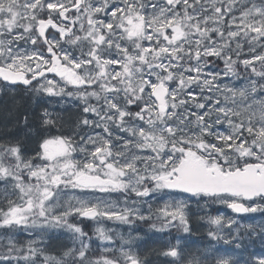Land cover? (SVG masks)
I'll list each match as a JSON object with an SVG mask.
<instances>
[{"label":"snow or ice","instance_id":"obj_1","mask_svg":"<svg viewBox=\"0 0 264 264\" xmlns=\"http://www.w3.org/2000/svg\"><path fill=\"white\" fill-rule=\"evenodd\" d=\"M0 86V264H264V0H0Z\"/></svg>","mask_w":264,"mask_h":264},{"label":"rangeland","instance_id":"obj_2","mask_svg":"<svg viewBox=\"0 0 264 264\" xmlns=\"http://www.w3.org/2000/svg\"><path fill=\"white\" fill-rule=\"evenodd\" d=\"M26 98L28 99V108H29L27 109L29 110V112H31L34 108H36V105L33 103L32 98L29 95L25 94L23 89L22 91H19L18 89L14 91L11 88H5L3 86H0V143H8V142L14 143L17 140H19L23 144L26 155H32L34 153V150L38 147V138L36 137V135L33 133L31 135L25 136V133L28 131V129L23 127L22 117L19 120L17 118L9 119L8 114L5 115L6 113L5 110L7 109L8 105L10 106L12 104V106H10L9 108H13V109H15L13 105L15 106L16 104H18L19 106L20 101L15 102V100L13 99L22 100ZM18 106L16 105V107ZM4 116H6L7 118ZM197 224H198V219L194 217L193 218L194 234L192 236V239L198 241L200 239L206 238L207 226L204 225L202 227H198ZM106 226L111 227L110 224ZM82 227L84 228L85 232H87L89 235H93V229L95 225L92 222H84L82 224ZM124 231L126 232L127 229H124ZM139 233L143 238L142 241L138 242L140 248L142 249L141 255L146 256L150 261L155 262L157 260V250L159 249V246L157 250L152 253L150 250H146V248H144L143 245L145 241H148L151 244L154 243L159 245V243L155 241V239L152 237V233L148 231L147 224L140 226ZM133 234L135 235V233ZM52 243H53L52 250L57 252H59L64 245L70 247L71 246L70 234L65 233L62 239L53 241ZM251 251L257 256H264V246H262L259 243V241H257L254 245H252Z\"/></svg>","mask_w":264,"mask_h":264},{"label":"trees","instance_id":"obj_3","mask_svg":"<svg viewBox=\"0 0 264 264\" xmlns=\"http://www.w3.org/2000/svg\"><path fill=\"white\" fill-rule=\"evenodd\" d=\"M19 91H22V89H18ZM20 93V92H19ZM20 96V95H19ZM13 100H15V102H17V101H20L19 103V106H18V104H16L18 107H16V105L14 106L13 105V107L15 108V109H13V108H9L10 106H12V104L9 106L8 105V107H7V109L5 110V115L6 114H8V118L9 119H15V118H17L18 120L22 117L23 118V116L27 113V112H29V108H28V99L26 98V99H20V100H18V99H13ZM23 108V109H22ZM28 108V109H27ZM28 110V111H27ZM4 117H6V116H4ZM7 118V117H6ZM31 119V118H30ZM158 244H154V243H150V242H148V241H145L144 242V245H143V247L144 248H146V250H150L152 253L153 252H155L156 250H157V248H158ZM151 255V254H150ZM152 256V255H151ZM155 261V260H154Z\"/></svg>","mask_w":264,"mask_h":264}]
</instances>
